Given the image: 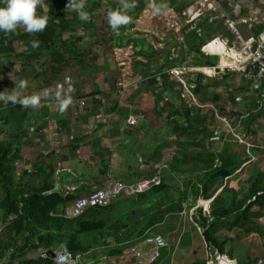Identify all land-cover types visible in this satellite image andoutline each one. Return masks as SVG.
I'll list each match as a JSON object with an SVG mask.
<instances>
[{
    "label": "trees",
    "instance_id": "1",
    "mask_svg": "<svg viewBox=\"0 0 264 264\" xmlns=\"http://www.w3.org/2000/svg\"><path fill=\"white\" fill-rule=\"evenodd\" d=\"M90 1L95 3L94 0ZM169 1L174 7L178 0ZM67 3L68 0H60V5L53 7L49 0H41L37 14L48 17V23L43 32L28 33L26 30L22 32L21 28L14 34L0 32V57L7 59L26 57L27 60L37 61L42 55L47 54V60L44 63L51 62L60 65L66 58L70 62H78L84 56L94 53L95 44L84 47L83 40L75 37L81 20L77 13L72 19L67 18ZM42 4L47 5V12H43ZM257 7L264 10L263 7ZM182 9L183 7L180 11ZM87 11L90 12H88L90 19L83 22H86L88 29H92L94 28V13L91 12V8ZM222 29L221 26L218 28L208 23L204 18L197 23L194 29L188 30V27L182 29L180 37L187 52L202 57L201 66L206 67L209 66L207 57L201 53L200 49L205 40L223 32ZM259 30L260 28L257 29ZM67 33L70 35L69 38L63 40V36ZM219 36H224V34ZM32 40L39 41L38 48L31 47L30 41ZM19 43L26 47V50L21 53H18L15 47ZM165 62L157 74L183 63L180 58L170 59L169 56L165 58ZM140 66L149 70L147 64L141 62H137L134 69ZM150 75L151 73H145L140 78L145 79ZM151 77H153L151 79L153 83H150V86L153 93L165 87L171 105L177 97L181 101L182 106L179 111H170L166 116V120L174 124L173 131L176 136L179 138L180 135H187V139L192 137L201 139L199 142H187V145L183 147L178 143L177 147L181 151L175 152L170 162L167 160L162 162V158L159 157L157 168L162 165L168 166L163 171L162 184L130 199L135 200L134 203L141 208V215L135 216L137 212L133 210L126 215V218L123 216L113 218L115 213L121 207L123 208V202H117L103 208L88 209L82 216L72 220L57 216L51 217V213L56 215L62 213L77 198L73 195H64L65 192L62 191H55L53 185L47 181L37 188L25 186L23 183L16 186L14 174L18 167L17 164L22 160L20 151L10 142L0 139V264H54L52 260L41 257L40 251L55 249L61 244H64L74 256L89 255L96 248H100L103 249L106 257L119 258L131 245L141 240L144 234L163 224L167 218L176 219L177 215L183 213L185 209H191L201 199L212 200V202L208 214H204L202 209H196L193 213V222L202 231V234L197 233L201 245L196 246V250L190 255L196 259V264H206L205 245L230 259L233 258L232 252L228 249L230 239L227 236L224 237L223 233L229 235L234 231H240L246 235L263 234L264 226L260 222L264 218V171L254 169L246 175L248 158L252 155L253 158L257 157L259 151L251 147L250 156H246L242 153V149L240 150V144H237L234 150H228V144L221 151L214 150L210 147L214 132L207 127H202L199 123H207L211 118L215 120L216 113L209 108L204 109L203 115L202 107L206 104L199 99V105L185 106L186 104L180 99L179 92L177 96L173 91V85L176 82L170 76L152 75ZM202 80L203 76L199 75L195 90L197 98L203 88ZM214 99L217 98L214 97ZM45 100L51 101L49 97ZM155 101V107L160 108L158 114L161 115L166 107L159 106V102L162 104L160 96L156 95ZM184 111L186 115L183 119L186 121V126L176 124L174 120L181 117ZM17 112L20 114L18 115ZM262 115H264V109L256 114L246 115L224 109L217 112L218 117L235 127H238L237 121L240 120V129L245 130L246 137L249 136L248 134H254L251 131V125ZM27 118H29L27 114L20 111L19 104L0 109V133L4 131V126H8L11 134L22 132L23 120L31 121ZM206 140L209 141V146L205 144ZM186 149L187 174H193L194 179L184 184L175 181L172 186L166 185L165 177L173 178L172 173L181 174L178 171L186 161L182 157V151ZM190 150L193 151L192 154H189ZM217 160L219 165L215 166ZM31 173L32 170H23L22 179ZM44 174L50 178L48 174ZM246 176L247 179L242 180V177ZM234 178L241 182L238 189L230 186ZM221 187L222 190L217 193ZM200 204L206 208L208 206V203L204 201Z\"/></svg>",
    "mask_w": 264,
    "mask_h": 264
},
{
    "label": "rangeland",
    "instance_id": "2",
    "mask_svg": "<svg viewBox=\"0 0 264 264\" xmlns=\"http://www.w3.org/2000/svg\"><path fill=\"white\" fill-rule=\"evenodd\" d=\"M49 1L52 3L53 7L60 5V0ZM94 1L95 3H91L90 0H86V10H90L91 8V12L94 13V28L85 29L87 26L86 22L81 21L80 28L75 32V37L83 40L84 47L95 44V53H92L91 57H86L85 60L69 63L64 62L60 66L56 65V67L51 62L44 63V61L47 60V54L42 55L37 61L27 60L25 59L26 57H12L9 59L0 57V109H6L7 107L16 106L18 104L8 101V97L10 96H38L40 98L38 103H42V100L49 95L56 97L57 95H68L72 99L71 104H73V101L90 97V94H93L96 90L105 91V93L110 91L118 92L123 88V85L128 86L129 83L135 81V79L131 77V74H133V68L137 62L148 64L149 67H151L150 65L152 63L151 72L155 74L159 71L160 67L166 63L165 57L167 56H169L170 59L180 58L185 65H193L195 62L194 60L197 59V57L194 56L195 54L190 55L183 43H181L182 41L178 40L180 37L179 25H181V19L179 18L180 9L184 5L192 3L193 0L177 1V5L174 7H172L173 5L169 0H153V4L163 2L168 5L167 11L160 13L154 10L149 2L150 0H136V7L129 13L131 18L130 23L120 29L119 35L113 34L107 24L108 12L119 6V0ZM243 3L245 7L248 8V6H246L249 5L247 0H243ZM254 5L256 4L254 3ZM222 6L224 8L227 7L223 4ZM42 10L43 12H47L46 4H42ZM244 12L241 13V17L245 16ZM75 13L74 10L68 9L67 18L72 19ZM178 19H180V22ZM216 26L220 28V24ZM244 29V35L250 34L249 29ZM21 30L22 32L25 31L22 27ZM222 31L223 32H219L217 35L224 34L225 37L229 35L225 32L224 28ZM69 36L68 33L65 34L63 40H67ZM134 40L138 42L136 43ZM139 44H142L143 47L140 48ZM15 47L18 53L26 50V47L21 43L16 44ZM116 54L119 55V58ZM141 55H146L147 57H142ZM198 58H200V56H198ZM201 62L202 61H200V63ZM81 68L87 72L89 69H93V73L91 75L88 74V78L84 80V82H81V79L83 81L84 78L81 74ZM230 74L231 76L235 74V77L239 75L241 80H243L240 73ZM215 77L216 76L212 77V80H214ZM21 81L25 83L23 89L17 87ZM225 81L227 83L225 82L226 84L218 88V91L221 92V96L224 95L225 98L233 100L235 103L234 105H237L241 110V115H246L248 113L256 114L261 111L253 107L255 94L252 92L251 88H249L250 86L248 84L246 85L244 80V83L241 85L248 89L247 94H244L241 86L238 87V83L233 84L234 78L230 79V77H228ZM87 84L89 87H87ZM237 87L240 90H238ZM45 93H47L46 96ZM202 96L205 97L203 94ZM195 99L198 103L196 95ZM41 103L39 105H41ZM37 104L28 107H22L19 104L20 111L27 114V117H29L27 119L31 120L28 122L27 120L25 122V119L23 120L21 126L23 129L22 132L11 134L8 130V126H4V131L0 133L1 140L10 142L20 151L22 160L17 164L18 167L14 174L16 186L23 183L25 186L28 185L37 188L44 182L49 181V177L46 176L44 172L41 173L38 171L40 168L36 162V157L33 165L29 166L31 167L30 170H32V173L26 175L24 179L21 177L23 170H25V137H28V134H25V126H29V133H32L33 130L35 131L36 126H34V123L39 117L36 113L38 112ZM145 104L147 105V102H145ZM208 104L210 105H207L204 109H209L211 106V110H213L214 113L221 109L217 103L215 105L211 103ZM99 105L101 108H104L102 104ZM19 114L20 113H18V115ZM211 120V129L214 132V136L211 139L212 144H210V147L220 151L225 142L228 143V150H230L231 147L235 148V144H240V150L242 149V153L244 155L246 154V156H250L248 152L252 147L254 150H258L259 153L255 158H253V155L248 158L249 164L247 166V173L252 172L254 169L264 171V116H262L261 121L257 120L254 124L256 134H253L254 136H249V140L248 137L244 136L245 132L243 129L236 128V130H234L232 126L217 118H215V120L211 118ZM37 133L38 128L34 134ZM240 140L243 142H240ZM246 143L251 144V146H248ZM232 185L238 186V183H232ZM123 199L126 198L120 200L125 201ZM130 199L131 198L127 201H135ZM128 205L127 207L124 206V209L122 208L126 215H128L127 212L133 207L129 208ZM131 205L132 203L130 206ZM197 205L196 203L195 206L197 207ZM198 209L203 210V207H199ZM190 213L191 210L183 212L182 217L176 219L170 218L164 225H159L158 227L161 226L159 229L155 227L153 230L149 231L150 234L155 235L166 233L163 238L168 248L163 252V258L162 260L160 259L158 264H189V261H187V245L190 243L188 237L191 236V232H187V225L189 226ZM119 216L120 213L118 212L114 215V218ZM138 216H140V213L137 217ZM179 225L182 226L181 229L178 228ZM233 234L237 235L229 249L237 259L241 257L246 261L247 257L255 259L264 256L263 237H245L235 232ZM194 237L199 241L198 246H200L201 242L198 235L194 234ZM83 264H136V261L126 253V250L119 258H109L104 255L103 249L96 248L84 259Z\"/></svg>",
    "mask_w": 264,
    "mask_h": 264
},
{
    "label": "crops",
    "instance_id": "3",
    "mask_svg": "<svg viewBox=\"0 0 264 264\" xmlns=\"http://www.w3.org/2000/svg\"><path fill=\"white\" fill-rule=\"evenodd\" d=\"M239 28L240 30L242 29L243 33L245 31L244 28H247V26L244 24H240ZM85 29H88V27H85ZM216 36L219 35L216 34ZM135 42L137 43L138 41L136 40ZM139 45L140 48L143 47L142 44ZM216 49L219 52L224 50L223 47L220 46H217ZM91 54H89L88 56H84L82 60H85L86 57H91ZM116 55L119 58V55ZM238 55L239 53L233 52V54H229L230 58L223 56L225 58V61H222L220 59V66L222 64L224 65L221 67L236 65ZM141 56L147 57L146 55ZM196 57L197 59L194 60L195 62L193 63V65L201 66L200 61H203V58H198V56ZM64 62L69 63L70 61H68L66 58ZM54 65L56 67V64ZM150 66L152 67V63ZM151 67H149L147 64V68L149 70H145L141 66L136 70L133 68V74H131V77L134 78L135 81L129 83L128 86L123 85V89L127 90V92L123 96H119L117 91H110L105 93V91L102 92L96 90V92H93V94L103 96V103L86 102V106L84 108H81L78 102L80 100L87 99L82 98L78 99L77 101H73V104H71L67 108V110L62 112L59 110L56 96H47L51 99L50 102H47L45 100L47 97L44 98L42 100V103L40 102L41 105H39L40 103L37 104L38 112L36 113L39 115V117L35 120L34 126H36V129L38 128V133L34 134L36 129L35 131L33 130L32 133H29V126H25V134H28V137H25V170L31 171V167L29 166L33 165L36 157V162L40 168V170L38 169V171L44 172L50 176L49 181L47 182L53 185L55 191H62L65 192L64 195H73L77 199H79L90 195L96 190L103 189L110 181H118L123 184H132L141 180H146L150 178L152 174H154V171H156L159 164V157L162 158V162L166 160L167 162H170L172 157L174 156V153L177 151H181L179 147H177L178 143H180L183 147L184 145H187V142H199L201 138L194 139V137H192L187 139V135H180L178 138L174 133V124L169 120L167 121L166 116L170 111H179L182 106L181 101L177 97L178 87L176 84L173 85V91L177 94V99L174 100L173 105H171L170 103V97L167 94V89L165 87L159 88V90H156L153 93L150 86V83H153V81L151 80L153 77L151 76L156 75L157 73L152 74ZM92 73L93 69H89L87 72L86 70L81 68V74L84 76L83 81L81 79V82H84V80L88 78V74L91 75ZM145 73H151V75L145 79L140 78V76ZM234 75L235 74L231 76L230 73H226L224 75H216L214 80H212L213 78L203 79V88L200 91L198 99L206 105H210L208 103L214 105L217 103L221 109L227 111L233 110L241 114V110L237 107V105H234L235 103L233 102V100L225 98L224 95L221 96V92L218 91V88H220L223 84H226L228 80L227 82L225 80L230 77V79L234 78L233 84L238 83V87L241 86L244 94H247L248 89L241 85L244 83L243 80H241V77L239 75H236L235 77ZM87 87H89L88 84ZM238 90L240 89L238 88ZM202 94L205 97H203ZM156 95L162 98V104H160L159 102V106H165L167 110L161 115L158 114L160 112V108L156 109L155 107ZM214 97H216L217 99L215 100ZM145 102H147V105L145 104ZM99 104H102L104 108H101ZM185 106H187V104ZM172 108H174V110H171ZM155 110L158 111L155 112ZM202 110V113L204 115V109L202 108ZM185 115L186 111L183 112L181 117H178L180 119L176 118L174 120L175 123L178 125L183 124L186 126V121L183 119ZM262 116L258 118V121L262 120ZM129 117L135 118L137 122L135 127H131L127 124V120ZM210 120L211 119H208L207 123L200 122L199 124H201L202 127L209 128L212 131V120ZM239 121L240 120L237 121L238 129H240ZM256 121H254L251 125V131L254 134H256L254 130V124L256 123ZM246 135L247 134L244 133L245 137ZM248 135L254 136L253 134ZM249 136H247L248 140ZM240 142L243 141L240 140ZM205 144L209 146V141L206 140ZM226 144L228 143L225 142V144L221 148L222 150ZM246 144L248 146L251 145L249 143ZM230 150H234V148L231 147ZM192 153L193 151L190 150L189 154ZM182 157L186 161L178 171L181 174L172 173L173 178L165 177L164 183L166 185L172 186L173 182L175 181L180 184H184L185 182L194 179L193 174H187V149L184 152L182 151ZM247 174L249 173L246 172V175ZM234 179L235 180L231 181L230 186L234 189H238L240 187L239 183L241 182H239L237 178ZM246 179L247 176L245 178L242 177V180ZM232 183H238V186H234L232 185ZM222 187L217 193L222 190ZM120 201L121 200H116L111 205ZM201 201L209 203L208 210H203L204 214L209 213L210 203L212 202V200H198L196 202L198 204L197 207L195 206V204L191 207V209H189V211L191 210L190 221L188 220L189 226L187 225V232H191V236L188 237L190 243L187 245V261H189V264H196V259L190 256L191 253L193 254L194 250H196L195 247L199 244V241L195 239L194 234L197 235L198 232L202 234L201 229L198 228V226L193 222L192 219L194 215L193 213L195 212L196 208L203 207V205L200 204ZM121 202H123V209L124 206L127 207L128 204L129 208L133 206L132 209L127 213L136 210L137 213L135 216H137L139 213L141 215V208L137 204H135L134 201L130 202L125 200ZM131 203L132 205L130 206ZM187 211L188 210L186 209L184 210V212ZM118 212L120 213V216L126 218V213H124L122 207L116 213ZM182 216L183 213L177 215V218ZM168 220L170 219L167 218L161 225H164ZM260 223L264 226V218ZM160 227H158V229ZM178 228L181 229L182 226L179 225ZM234 232L240 233V235L242 234L245 237L255 236L263 237L264 239V232L263 234L259 235H246L241 233L240 231ZM233 233L229 235L224 233L222 234L224 237L227 236V238L230 239L228 249L230 248L232 242L234 241V238L237 235H234ZM144 235L156 236L155 234H150V232ZM160 235L161 237H163L166 235V233L159 234L157 236ZM167 248L168 247L161 251V260L163 258V252ZM207 248L208 247L205 245V250H207ZM45 251L47 250L40 251V256ZM232 256L233 258L231 260L234 262V264H264V256L262 258L255 259L247 257L246 261L241 257L237 259V257H235L233 253ZM136 264H138V262H136Z\"/></svg>",
    "mask_w": 264,
    "mask_h": 264
},
{
    "label": "built area",
    "instance_id": "4",
    "mask_svg": "<svg viewBox=\"0 0 264 264\" xmlns=\"http://www.w3.org/2000/svg\"><path fill=\"white\" fill-rule=\"evenodd\" d=\"M180 1L178 0V2ZM149 2L153 5V0ZM247 3H249V5H246L248 8L245 7L243 0H193L192 3L183 6L179 14L181 19L180 32L187 27L188 30L194 29L201 19L206 18L210 24H220L225 32L229 34L227 37L213 36L205 41L200 49L204 56L217 55L221 59L222 56L229 57L230 53H239L235 68H222L220 63L214 67L181 64L158 75V77L170 76L175 80L180 99L188 106L198 105L195 99V90L199 75L210 79L220 74L240 73L246 85L248 84L255 94L254 107L258 111L264 109V10L257 7L264 8V0H247ZM222 4L227 7L224 8ZM243 10L245 16L241 17ZM180 19H178L179 22ZM240 24L246 25L250 34L244 35L239 29ZM257 28L261 30L257 31ZM255 31L257 32L255 33ZM197 33L199 34V30H197ZM178 40L182 41L181 37ZM217 46L223 47L224 50L219 52L214 49ZM126 92L127 90L122 88L118 91V94L123 96ZM103 101L102 95L94 94L86 100H80L78 103L81 108H84L86 102L103 103ZM217 118L229 124L225 120ZM127 124L135 127L137 122L135 118L129 117ZM217 165H219L218 160L215 162V166ZM167 168L168 166L162 165L156 169L152 177L132 184L110 181L103 189L96 190L86 197L75 200L62 213L57 215L51 213L50 216L72 220L82 216L88 209L103 208L121 198H134L147 193L162 184L163 171ZM166 247L167 244L163 237L157 235L144 236L141 243L128 248L127 254L138 264H157L161 258V251ZM52 252L53 258L51 260L54 264H83L88 255L74 256L63 244L52 249ZM42 257L45 256L42 255ZM206 264H234V262L222 254L216 256V261L213 262L212 256L208 252L206 254Z\"/></svg>",
    "mask_w": 264,
    "mask_h": 264
},
{
    "label": "clouds",
    "instance_id": "5",
    "mask_svg": "<svg viewBox=\"0 0 264 264\" xmlns=\"http://www.w3.org/2000/svg\"><path fill=\"white\" fill-rule=\"evenodd\" d=\"M40 3H41V0H0V32H3L5 34H14L21 27L24 28L28 33L43 32L47 26L48 17L46 15H38L37 14V8L40 5ZM151 6L154 8V10L157 13L167 11V9H168V5L166 3H163V2H161L159 4L154 3ZM135 7H136V0H119V6L116 9L109 10L108 15H107V24H108L109 29L112 31L113 34L119 35L120 29L123 26H126L130 23L131 18H130L129 13ZM67 8L70 10H74L78 14V18L81 21H88L90 19V15H89L88 11L86 10V8H87L86 0H68ZM30 44H31V47L33 49H36L39 47V41L38 40H32V41H30ZM207 58H208V56H207ZM219 63H220V58H219ZM182 64H184V63H182ZM192 66H194V65H192ZM210 66L211 65L209 64V66H206V67H210ZM198 67H203V66H198ZM158 75L159 74H156L155 76H158ZM203 79H207V78L203 77ZM17 87L20 89H23L25 87V83L23 81H21L17 85ZM69 91H71V90H69ZM46 95H47V93H45V96ZM92 95H94V94H92ZM39 99L40 98L38 96H28V97L10 96V97H8V101H10L11 103H18L22 107L35 106L39 102ZM56 99H57V104H58L59 110L62 112L67 110V108L72 103V99L68 95H65V96L57 95ZM206 106L207 105H205V107ZM217 112H216V116H217ZM226 122L229 123L228 121H226ZM231 126L234 129L238 128L237 126L235 127L234 125H231ZM126 199H129V198H126ZM196 209H198V208H196ZM203 210H208V206H207V208L205 206H203ZM139 243H141L140 240H138L135 245H137ZM131 246H133V245H131ZM209 249H210V247L207 248L206 254L209 252ZM127 250H126V252H127ZM45 252H43L41 254V257H42V255L45 254ZM43 258H45V257H43ZM46 259H49V258H46ZM51 259L52 258H50V260ZM159 261H158V263H159Z\"/></svg>",
    "mask_w": 264,
    "mask_h": 264
},
{
    "label": "water",
    "instance_id": "6",
    "mask_svg": "<svg viewBox=\"0 0 264 264\" xmlns=\"http://www.w3.org/2000/svg\"><path fill=\"white\" fill-rule=\"evenodd\" d=\"M207 59H208V63L213 67L219 63V57L217 55H209ZM209 253L212 256L213 262L216 261V256L220 255V253L217 250L213 249L212 247H210ZM44 255L46 258H49V259L53 258L52 250H47Z\"/></svg>",
    "mask_w": 264,
    "mask_h": 264
},
{
    "label": "bare ground",
    "instance_id": "7",
    "mask_svg": "<svg viewBox=\"0 0 264 264\" xmlns=\"http://www.w3.org/2000/svg\"><path fill=\"white\" fill-rule=\"evenodd\" d=\"M221 60H222V61H225V58L222 56V57H221ZM223 65H224V64H222L221 66H223ZM235 66H236V65H231V66H229V67H231V68H235ZM225 68H226V67H225Z\"/></svg>",
    "mask_w": 264,
    "mask_h": 264
}]
</instances>
